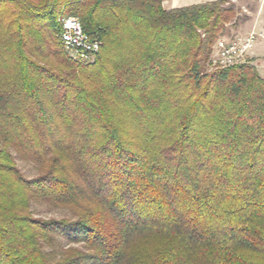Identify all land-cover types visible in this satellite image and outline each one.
Listing matches in <instances>:
<instances>
[{
    "label": "trees",
    "instance_id": "trees-1",
    "mask_svg": "<svg viewBox=\"0 0 264 264\" xmlns=\"http://www.w3.org/2000/svg\"><path fill=\"white\" fill-rule=\"evenodd\" d=\"M163 1L0 0V264H264V77L214 63L228 0Z\"/></svg>",
    "mask_w": 264,
    "mask_h": 264
},
{
    "label": "built area",
    "instance_id": "built-area-1",
    "mask_svg": "<svg viewBox=\"0 0 264 264\" xmlns=\"http://www.w3.org/2000/svg\"><path fill=\"white\" fill-rule=\"evenodd\" d=\"M59 24L58 37L63 43L66 54L72 60L93 63L100 52L101 41L84 31L82 22L77 16L62 14ZM260 38H264V35L258 31L238 35L233 39L220 37L215 44L217 56L214 57V63L228 67L246 62L247 53L256 46ZM261 66L264 67V60Z\"/></svg>",
    "mask_w": 264,
    "mask_h": 264
},
{
    "label": "rangeland",
    "instance_id": "rangeland-1",
    "mask_svg": "<svg viewBox=\"0 0 264 264\" xmlns=\"http://www.w3.org/2000/svg\"><path fill=\"white\" fill-rule=\"evenodd\" d=\"M225 7H232L234 13V17L232 20H235V18L238 15V18L243 17L242 12L239 10L241 9V5L237 6L235 3L230 2V4H225ZM240 15V16H239ZM243 32V31H240ZM239 31H234L231 29L230 26H228L227 30L225 31V34L222 36L226 39H233L234 37L238 36ZM216 51L213 54V58L216 57ZM252 58V63L257 66L258 70L261 71L262 69L261 63L262 60H264V38H260V42L258 45H256L253 49H251L247 53V59L250 60ZM70 59V58H69ZM71 60V59H70ZM75 61V60H73ZM14 156L17 161V165L21 172L29 179H33L37 177L40 174V169L38 164H36L33 161H28L23 158H21L16 152L14 153ZM32 212L33 215L36 218H57L61 219L64 217H72L71 213L63 208H58L55 206H52L48 203L38 201L36 199H33L32 201Z\"/></svg>",
    "mask_w": 264,
    "mask_h": 264
},
{
    "label": "crops",
    "instance_id": "crops-1",
    "mask_svg": "<svg viewBox=\"0 0 264 264\" xmlns=\"http://www.w3.org/2000/svg\"><path fill=\"white\" fill-rule=\"evenodd\" d=\"M210 1L216 0H164L162 5L165 9H172ZM230 2L235 3L237 6L241 5V9L239 10L242 12L243 17L238 18L237 15L235 20H231L227 24V27L230 26L232 30L239 31L238 35L251 31L262 32L264 35V0H228L226 4H230ZM261 75L264 77V69L261 71Z\"/></svg>",
    "mask_w": 264,
    "mask_h": 264
}]
</instances>
